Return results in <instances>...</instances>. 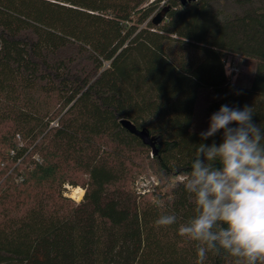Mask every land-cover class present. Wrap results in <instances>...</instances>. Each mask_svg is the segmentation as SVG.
I'll list each match as a JSON object with an SVG mask.
<instances>
[{"label":"trees","instance_id":"trees-1","mask_svg":"<svg viewBox=\"0 0 264 264\" xmlns=\"http://www.w3.org/2000/svg\"><path fill=\"white\" fill-rule=\"evenodd\" d=\"M227 54L253 63L248 86ZM202 89L209 113L251 107L264 133V0H0V264H199L178 234L194 215L184 180L197 145L223 138L194 127ZM147 169L164 193L131 189Z\"/></svg>","mask_w":264,"mask_h":264},{"label":"clouds","instance_id":"clouds-1","mask_svg":"<svg viewBox=\"0 0 264 264\" xmlns=\"http://www.w3.org/2000/svg\"><path fill=\"white\" fill-rule=\"evenodd\" d=\"M253 115L248 106L222 105L200 133L202 141L220 131L223 138L219 145H197L184 180L194 197V215L180 224L178 234L196 242L199 264L209 252L222 251L236 264H264V133ZM176 222L175 214L154 221L157 227Z\"/></svg>","mask_w":264,"mask_h":264},{"label":"rangeland","instance_id":"rangeland-1","mask_svg":"<svg viewBox=\"0 0 264 264\" xmlns=\"http://www.w3.org/2000/svg\"><path fill=\"white\" fill-rule=\"evenodd\" d=\"M159 15H162V12L159 13ZM229 63L232 65H235L238 68V71L235 72L233 76H229V81L235 85L238 86H248L251 82L252 74H253V63L249 60H246L244 58H241L236 55L227 54L226 55V63L224 65V70L226 73H228V65ZM212 97V93L210 89H202L200 93V97L196 106V112H195V119H194V127L198 129H207L209 127L210 117L212 113H209L207 111V106ZM77 178L81 181L85 179V176L78 174L76 175ZM139 177H145L149 181H152L151 184H149L150 191L145 193L149 194L152 192V190L161 191V193H164L168 187V183L159 181L156 175L153 173L152 170L147 169L142 171L140 174H137L133 177L131 181V189L135 191V183L139 179ZM154 179V180H153ZM182 180V176L173 177L170 179V183H173L175 181ZM156 184H155V183ZM64 195L69 197L70 199L78 202L82 199L83 194L85 192L84 186L79 183L77 185H73L70 183H65L64 185ZM75 188H78V190H82V194L80 195V199L73 195V190ZM137 194V193H136Z\"/></svg>","mask_w":264,"mask_h":264},{"label":"built area","instance_id":"built-area-1","mask_svg":"<svg viewBox=\"0 0 264 264\" xmlns=\"http://www.w3.org/2000/svg\"><path fill=\"white\" fill-rule=\"evenodd\" d=\"M228 68H229L228 69L229 70L228 73L225 72L228 78H229V76H233L235 74V72L238 71V68L235 65H233V64L231 65L230 63L228 65ZM21 146H22V143L19 142L18 143V148H20ZM8 153H9V155L13 156V155H15V150L11 149V150H9ZM19 161H20V158H17L16 159V163H18ZM151 182L152 181H149L145 177H139V179L135 183L136 193L140 194V195H144L145 193L149 192L150 191V189H149L150 185L149 184H151Z\"/></svg>","mask_w":264,"mask_h":264},{"label":"water","instance_id":"water-1","mask_svg":"<svg viewBox=\"0 0 264 264\" xmlns=\"http://www.w3.org/2000/svg\"><path fill=\"white\" fill-rule=\"evenodd\" d=\"M186 1H192V0H182V3H185ZM159 16H161V15H159ZM154 22L156 23L157 19H155ZM120 122L129 132H131L134 135H136L137 137H139L144 144L151 146L152 150L155 151V146H154V141H153L154 138L150 137L148 132L144 128H142V129L137 128L128 119H121Z\"/></svg>","mask_w":264,"mask_h":264},{"label":"bare ground","instance_id":"bare-ground-1","mask_svg":"<svg viewBox=\"0 0 264 264\" xmlns=\"http://www.w3.org/2000/svg\"><path fill=\"white\" fill-rule=\"evenodd\" d=\"M73 195H75L77 197V199L80 197V195L82 194V190H78V188H75L73 190ZM80 199V198H79Z\"/></svg>","mask_w":264,"mask_h":264}]
</instances>
